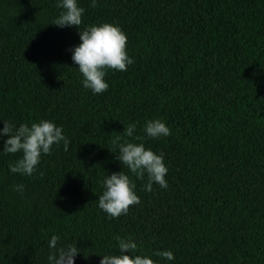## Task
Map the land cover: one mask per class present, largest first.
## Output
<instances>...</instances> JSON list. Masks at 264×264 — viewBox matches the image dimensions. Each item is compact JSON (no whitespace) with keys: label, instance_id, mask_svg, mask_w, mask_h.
<instances>
[{"label":"trees","instance_id":"trees-1","mask_svg":"<svg viewBox=\"0 0 264 264\" xmlns=\"http://www.w3.org/2000/svg\"><path fill=\"white\" fill-rule=\"evenodd\" d=\"M78 3L81 28L119 25L134 58L107 70L99 94L71 60L77 27L50 24L55 0H0V119H50L69 140L30 177L9 171L19 153H0V264H47L54 233L77 247L75 264L119 254L114 234L158 264L164 249L175 257L167 264H264V0ZM153 118L170 135L144 139ZM132 122L140 140L123 137ZM118 134L163 153L166 190L145 191L146 175L122 169L109 150ZM121 170L140 202L109 219L99 181Z\"/></svg>","mask_w":264,"mask_h":264},{"label":"clouds","instance_id":"clouds-1","mask_svg":"<svg viewBox=\"0 0 264 264\" xmlns=\"http://www.w3.org/2000/svg\"><path fill=\"white\" fill-rule=\"evenodd\" d=\"M97 0H90L89 7H96ZM55 7L59 9L57 16L50 24L60 28L76 26L79 34V43L70 49L71 60L81 75V84L92 94H99L107 90L108 83L104 79L109 69L126 71L127 66L134 63V58L128 55L126 50L127 36L119 25L109 22L85 25L81 28L82 16L85 9L78 0H55ZM3 126L0 127V139H3V147L0 153L20 155L8 165L11 173H19L22 176H32L37 172V165L42 155L50 154L53 146L68 149L69 140L62 131V125H57L50 119L41 118L29 123L16 124L9 119H0ZM136 123H129L123 129V137L135 136ZM144 139H158L170 135V128L159 119H148L143 125ZM116 135L111 140V149L115 159L123 168H127L137 178L147 177V182L142 185L143 190L151 191L153 183L161 189H167L168 182L165 176L168 168L164 162L163 153L154 152L146 148L144 143H136L133 140L123 139ZM102 192L97 198V207L102 210L107 218H116L127 214L130 205L138 204L140 198L135 189L136 184L123 171L105 174L99 181ZM14 190L23 192L24 185L13 186ZM117 241L119 254L99 255V264H158L148 255L135 254L138 249L137 242L131 237H122L114 234ZM60 236L52 234L48 239L49 254L46 257L47 264H75L78 253L73 244L60 243ZM127 250L128 254H125ZM155 255L161 257L165 264L175 259L170 249L157 250Z\"/></svg>","mask_w":264,"mask_h":264}]
</instances>
